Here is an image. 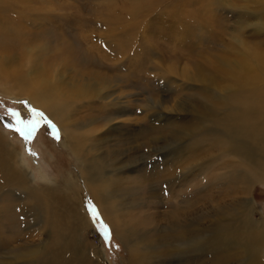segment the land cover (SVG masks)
I'll return each mask as SVG.
<instances>
[{
  "label": "rangeland",
  "instance_id": "rangeland-1",
  "mask_svg": "<svg viewBox=\"0 0 264 264\" xmlns=\"http://www.w3.org/2000/svg\"><path fill=\"white\" fill-rule=\"evenodd\" d=\"M0 9L11 22L8 26L13 32L8 36L10 39L0 40V45L4 44V48L0 47V57L9 59L7 68L14 69L18 63L24 65L14 37L18 35V40H25L35 46L37 55L42 54L38 57L39 63L49 68L60 64L56 71L63 69L65 82L70 77L99 89L103 87V100L80 102L76 97L72 101L75 103L72 123L82 125L74 135L92 137L112 127L97 140L108 158L118 159L115 167L122 168L121 177L125 179L121 193L128 202L134 200L127 209V217L137 218L136 229H139L129 239L139 253L130 254L128 243L104 220L90 194L82 191L80 205L87 219L86 226L72 233L75 240L72 245L77 248L81 241L85 264L98 261L93 253L96 246L102 252V264H130L131 259L142 264V254L148 259L145 264H214L210 251L203 250V245L196 258L188 249L167 251L176 246V233L175 228L166 224V215L173 209L177 211V207L186 209L185 203L193 198L202 200L206 196L204 200H207L211 193L225 189L222 183L226 178L220 176L227 170L223 158L210 163L209 154L215 151L199 152L192 146L190 131L198 130L191 123L199 126L202 121L196 119L204 116L193 109L198 105L210 109L207 98L226 94L228 66L248 62L249 56L244 52L247 47L264 56L262 2L0 0ZM0 83L6 88L12 85L2 80ZM13 112L24 124L16 123ZM204 112L209 123L202 124L201 130L218 128L210 122L211 114ZM105 117L112 119L107 126ZM29 121L36 124L26 140L14 128L21 127L27 134L33 127ZM89 121L92 123L88 124ZM183 123L190 125L186 127ZM9 124L11 128L6 126ZM90 128L97 131L86 133ZM0 134L24 155L35 181L47 177L63 187L69 174L76 176V162L64 148L62 135L28 96L0 91ZM187 140H190L188 148L182 153ZM197 161L199 165L194 163ZM250 188L253 214L263 224L264 182L254 183ZM14 196V193L1 194L0 206L13 207ZM199 207L201 214L208 215H201L199 227L193 226L190 219L182 223L185 230L192 225L186 231L188 237L193 236L194 229L199 230V235H208L213 228L215 218L205 205ZM90 209L98 214L97 218L94 219ZM16 210L0 213V264H23L25 258H17L18 261L7 257L25 253L28 247L40 243L49 247L55 238L54 225L44 224L47 227L41 232L33 231L36 224L38 228L44 223L38 208L36 216L32 212L26 214L24 208ZM161 214L164 219L159 218ZM226 224L238 225L232 220ZM104 226L110 233L107 241L102 233ZM261 257L264 262V247ZM37 259L43 258L37 256Z\"/></svg>",
  "mask_w": 264,
  "mask_h": 264
},
{
  "label": "bare ground",
  "instance_id": "bare-ground-1",
  "mask_svg": "<svg viewBox=\"0 0 264 264\" xmlns=\"http://www.w3.org/2000/svg\"><path fill=\"white\" fill-rule=\"evenodd\" d=\"M259 1L264 5V0ZM2 11L0 9V40L3 37L8 39L9 34L13 33L8 26L11 22L1 13ZM14 37L21 50L20 56L24 65L18 63L14 69L7 68L9 59L0 57V80L12 84L8 88L0 86V91L28 96L37 108L43 110L52 121L54 128L62 135L60 140L64 142V148L72 154L76 162L74 167L76 176L69 174L64 179L63 187L53 180H48L47 177L35 181V176L24 155L15 150L11 143L5 141L0 134V195L7 193L15 195L13 198L15 205L11 208L0 206V213L1 211L13 213L12 211L17 208L19 210L20 207L26 210V214L32 212L36 216L38 208L44 223L38 228L36 224L33 231L41 232L47 227L44 224H47L54 225L55 234L49 247H45L43 243L36 244L28 247L25 253L18 252L7 258L16 260L25 258L23 264H85L87 261L81 254L83 250L81 241L77 248L72 245L75 244L72 233L78 231L80 226H86L87 219L80 205L82 191L90 194L104 215V220L123 241L128 243L130 254L137 255L139 252H136L137 249H134V244L129 239L133 231L139 229H136L137 218L127 217L129 213L127 209L132 207L134 200L131 199V202H128L125 195L121 193L125 179L121 177L122 168L115 167L118 159L108 158L107 153L100 147L102 143L97 140L99 136L109 133L112 127L92 137L74 135V132L82 128V125L72 123L75 105L72 101H75L76 97L82 100L80 102H88L94 98L103 100L104 97L101 95L103 87L99 89L96 85L88 82L80 83L81 80H73L70 77H68L70 81L65 82L62 79L64 73L61 70L63 69L56 71L60 64L49 68L39 63L38 57L40 58L42 54L37 55L35 46L28 45L23 39L18 40V35ZM0 47L4 48V44L1 43ZM244 52L249 56L248 62H242V65H233V67L228 66L229 88L226 94L207 98L210 109L203 105L193 109L204 116H206L204 111L211 114L210 122L218 128L202 131L201 125L209 123V119L207 120L204 116L196 119L202 121L199 126L191 123L198 130L190 131L191 135L193 134L191 137L193 148L206 153L215 151L209 154L210 163L219 157L223 158V164L226 166L224 168L227 170L220 176L226 178L222 183L225 189L211 193L207 200H204L206 198L204 196L202 200L193 198L194 200L187 201L185 205L190 209L188 212L185 211L187 208L179 210L177 207L175 208L177 211L173 209L166 215L168 218L166 224L175 228L173 232L176 233V246L169 247L167 249L169 253L171 251L174 253L173 250L176 248L178 251L188 249L192 251L193 258H196L199 256L197 251L203 245V250L210 251L214 264H232L234 260L240 264H264L260 260L261 250L264 247V223L262 224L254 216V202L249 196L250 187L254 183L264 182V56L255 53L252 47H247ZM48 70L52 73L50 74ZM101 109L105 110L103 104ZM103 120L105 126L112 122L110 117H105ZM95 121L96 119L93 123ZM91 123L92 121L88 122V124ZM183 125L189 127L190 123H183ZM96 131L97 129L90 128L86 133L93 134ZM189 142L190 140L181 148L182 153L188 148ZM214 154L217 156H213ZM194 163L198 164V161ZM201 204L205 205L211 213L210 216L215 218L213 228L208 235H199V230L194 229L193 236L188 237L186 231L190 230L192 225L199 227L201 215H208L204 212L200 213L199 205ZM159 218L164 219L162 214ZM188 219L192 221V225L185 230L182 223ZM225 220L227 222L232 220L238 225L222 223ZM96 248L93 253L99 262L94 260V264H102L104 260L102 252ZM37 256H42V261L37 259ZM141 259L142 264L148 260L143 254ZM129 263L137 264L136 260L132 259Z\"/></svg>",
  "mask_w": 264,
  "mask_h": 264
},
{
  "label": "snow or ice",
  "instance_id": "snow-or-ice-1",
  "mask_svg": "<svg viewBox=\"0 0 264 264\" xmlns=\"http://www.w3.org/2000/svg\"><path fill=\"white\" fill-rule=\"evenodd\" d=\"M33 111H34V110H33ZM12 115L16 116V118H17V119H16V123H17V124H24V121L20 120V118H19V116H18L17 113L13 112ZM41 115H42V114H41ZM49 123H50V122H49ZM28 124H29V125H32L33 127H32V128H29L27 134L25 133L24 129L21 128V127H16V128H14V130L17 131L18 133H20V134H21L26 140L31 136L32 131H34V125L36 124V121H29ZM6 126H7V127H10V128L12 127V125H10V124H9V125H6ZM55 138H56V139H59V136L56 135ZM90 211H92V214H93L94 219L97 218L98 214H96V213L94 212V209H90ZM102 233H103L104 238H105L106 241L110 239V233H109V231H108V229H107L106 226L103 227V229H102Z\"/></svg>",
  "mask_w": 264,
  "mask_h": 264
}]
</instances>
